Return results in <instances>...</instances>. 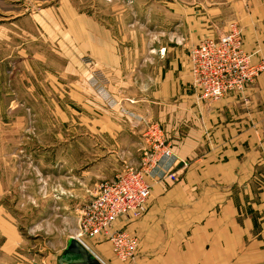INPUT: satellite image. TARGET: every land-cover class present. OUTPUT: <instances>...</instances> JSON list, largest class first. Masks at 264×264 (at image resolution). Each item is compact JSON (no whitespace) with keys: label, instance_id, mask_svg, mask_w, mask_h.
Returning <instances> with one entry per match:
<instances>
[{"label":"crops","instance_id":"obj_1","mask_svg":"<svg viewBox=\"0 0 264 264\" xmlns=\"http://www.w3.org/2000/svg\"><path fill=\"white\" fill-rule=\"evenodd\" d=\"M210 12H195L203 17L189 25L183 10L182 42L159 47L77 14L70 0L0 22L1 76L11 59L14 24L23 28L31 20L49 39H61L58 47L51 43L50 54L63 63L68 81L69 128L76 131L77 115H83L80 136L96 140L105 152L89 163L94 169L82 173L85 193H95L99 183L116 177L122 163L137 158L141 119L165 132L175 157L170 170L178 181L152 183L144 216L114 224L138 239L132 264H264V73L241 93L207 104L191 86L188 60L193 47L216 37L206 30L210 24L232 22L242 31L252 63L264 62V0H234L226 14L220 7ZM162 49L163 56L155 55ZM52 70L61 72L54 65ZM85 244L104 264H128L118 261L102 238ZM65 248L33 253L15 221L0 211V264H62Z\"/></svg>","mask_w":264,"mask_h":264},{"label":"rangeland","instance_id":"obj_2","mask_svg":"<svg viewBox=\"0 0 264 264\" xmlns=\"http://www.w3.org/2000/svg\"><path fill=\"white\" fill-rule=\"evenodd\" d=\"M59 1L0 0V22L56 6ZM232 1L70 0V3L77 14L107 21L113 31L118 26L125 38L133 33L138 40L159 47L163 43L182 42L184 27L179 26V21L183 10L188 14L190 25L197 21V15L203 17L195 12L211 14L212 7H220L224 15ZM57 18L62 26L60 17ZM228 23L220 22L212 27L209 23L210 28L205 29L216 36L222 35L232 22ZM16 25L12 26L10 37V63L2 68L5 75H0V211L13 219L19 232L27 237L30 251L43 256L59 251L77 235L84 207L101 184L95 193H85L86 185L80 184L82 173L94 169L89 163L105 152L100 151L96 140L80 136L83 115H77L76 131L69 128L68 81L62 74L63 63L58 65L50 54L51 46L58 47L61 39L58 36L55 40L49 39L31 20L23 28ZM19 52L23 53L22 57ZM155 55L163 56V49ZM53 65L60 67V74L52 70ZM91 87L95 92L100 91L94 84ZM102 100L106 105L111 104L105 97ZM145 128L144 125L137 158L128 161L126 166L122 163L116 177L127 167L138 168L144 153L150 150L145 142Z\"/></svg>","mask_w":264,"mask_h":264},{"label":"built area","instance_id":"obj_3","mask_svg":"<svg viewBox=\"0 0 264 264\" xmlns=\"http://www.w3.org/2000/svg\"><path fill=\"white\" fill-rule=\"evenodd\" d=\"M191 86L200 100L215 103L228 93H241L264 73V62L253 64L251 55L243 50L240 27L231 24L222 35L203 40L188 54ZM94 87L98 88L97 82ZM141 122L145 128V142L150 150L138 168H125L114 180L102 182L96 194L84 207L78 220L75 238L99 263L104 264L85 244V238H102L111 246L116 259L132 264L136 260L138 239L125 229H114L118 219L139 220L146 212L152 183H176L170 170L175 163L171 144L158 123ZM146 144V145H147ZM86 246H85V245Z\"/></svg>","mask_w":264,"mask_h":264},{"label":"water","instance_id":"obj_4","mask_svg":"<svg viewBox=\"0 0 264 264\" xmlns=\"http://www.w3.org/2000/svg\"><path fill=\"white\" fill-rule=\"evenodd\" d=\"M59 262L62 264L82 263V262H97V259L87 251L75 238H70L67 241L65 250L59 257Z\"/></svg>","mask_w":264,"mask_h":264},{"label":"bare ground","instance_id":"obj_5","mask_svg":"<svg viewBox=\"0 0 264 264\" xmlns=\"http://www.w3.org/2000/svg\"><path fill=\"white\" fill-rule=\"evenodd\" d=\"M88 251V250H87Z\"/></svg>","mask_w":264,"mask_h":264}]
</instances>
